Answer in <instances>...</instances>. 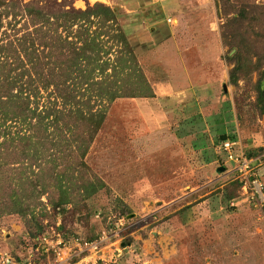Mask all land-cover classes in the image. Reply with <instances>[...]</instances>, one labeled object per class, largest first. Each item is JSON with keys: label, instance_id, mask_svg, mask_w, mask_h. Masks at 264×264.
Here are the masks:
<instances>
[{"label": "rangeland", "instance_id": "1", "mask_svg": "<svg viewBox=\"0 0 264 264\" xmlns=\"http://www.w3.org/2000/svg\"><path fill=\"white\" fill-rule=\"evenodd\" d=\"M67 1L74 8L101 2L120 10L116 25L153 95L135 89V97L98 105L105 115L83 161L88 177L106 187L74 207L65 205L63 212L54 211L42 194L31 212L7 213L8 193L20 192L21 162L14 153L0 152V264H56L53 253L38 248V235L50 238L57 232L64 240H87L101 231L106 236L98 255L104 263L95 264H264V206L259 211L244 201L229 204L239 197L238 187L232 184L231 164L216 151L223 133L238 139L245 152H264V113L254 104L252 86L256 73L230 83L226 55L233 50L227 52L224 44L245 34V46L264 53V27L260 14L253 13L258 8L228 26L217 0ZM248 1L247 8L250 2L264 4ZM0 24L2 38L12 30L7 19ZM113 28L87 27L90 34L99 33L103 48L109 47L101 55L109 62L124 49ZM84 92L79 98L93 94ZM37 99L46 103L44 96ZM89 102L96 106L92 97ZM4 126L9 132L25 129L13 120ZM260 161L256 173L264 189ZM228 193L236 195L227 200ZM20 195L36 201L33 194ZM121 215L124 225L117 222Z\"/></svg>", "mask_w": 264, "mask_h": 264}, {"label": "trees", "instance_id": "2", "mask_svg": "<svg viewBox=\"0 0 264 264\" xmlns=\"http://www.w3.org/2000/svg\"><path fill=\"white\" fill-rule=\"evenodd\" d=\"M239 1L236 8L232 0H217L224 23H241L258 8L253 13L260 14L264 27V4L250 2L247 8L243 3L248 0ZM120 13L101 2L86 3L81 9L67 0H0V23L7 19L12 30L0 38V152L14 153L21 162L16 182L20 192L8 193L7 213L31 212L42 194L54 211L63 212L65 205L74 207L106 187L100 179L88 177L83 161L103 121L104 106L118 97H135V89L141 96L152 95L122 27L116 25ZM92 23L114 27V40L124 46L111 62L101 59L109 47L103 48L98 32H88ZM245 42V34L233 43L224 41L227 52L233 50L226 55L232 64L227 79L235 84L255 72L254 104L264 113V53L248 49ZM87 90L93 94L79 98ZM42 96L46 103L39 105L37 98ZM91 97L96 106L89 102ZM10 120L24 124V131L5 130L4 123ZM217 138L219 142L234 137L221 133ZM232 184L234 189L239 185L235 180ZM21 193L33 194L36 201L26 202Z\"/></svg>", "mask_w": 264, "mask_h": 264}, {"label": "built area", "instance_id": "3", "mask_svg": "<svg viewBox=\"0 0 264 264\" xmlns=\"http://www.w3.org/2000/svg\"><path fill=\"white\" fill-rule=\"evenodd\" d=\"M217 151L223 160L231 164L233 180L238 182L239 197L230 201V205L238 202H247L252 208L261 210L264 206V189L257 178L256 168L264 159L263 153H247L243 150L238 139H224L217 144ZM126 219L123 215L117 217V222L124 225ZM104 231L97 238L85 240L72 236L69 241L61 239L57 232L47 238L45 234L37 236L38 248L43 252H51L55 255L56 264L66 262L72 257H77L75 264H95L97 260L104 263L100 251L101 242L105 239ZM24 264H30L27 260Z\"/></svg>", "mask_w": 264, "mask_h": 264}, {"label": "crops", "instance_id": "4", "mask_svg": "<svg viewBox=\"0 0 264 264\" xmlns=\"http://www.w3.org/2000/svg\"><path fill=\"white\" fill-rule=\"evenodd\" d=\"M152 92V91H151ZM152 95H153V93H152ZM226 139H229V138H226ZM232 139H235V138H232ZM220 142V141H219ZM219 142H217V144L219 143ZM216 144V145H217ZM217 151V150H216ZM247 153H252V152H247ZM76 259H77V257H72V259H69L68 260V262L66 263V264H75V262H76Z\"/></svg>", "mask_w": 264, "mask_h": 264}, {"label": "water", "instance_id": "5", "mask_svg": "<svg viewBox=\"0 0 264 264\" xmlns=\"http://www.w3.org/2000/svg\"><path fill=\"white\" fill-rule=\"evenodd\" d=\"M224 88H225V87L223 86V89H224ZM216 169H217V170H223L224 167H223V166H218ZM132 215H133L132 213L126 215V218H129V217H131Z\"/></svg>", "mask_w": 264, "mask_h": 264}]
</instances>
